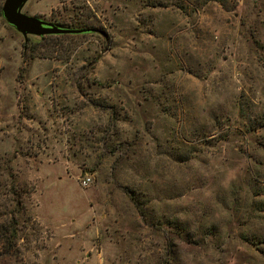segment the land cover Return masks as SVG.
<instances>
[{"label": "rangeland", "instance_id": "rangeland-1", "mask_svg": "<svg viewBox=\"0 0 264 264\" xmlns=\"http://www.w3.org/2000/svg\"><path fill=\"white\" fill-rule=\"evenodd\" d=\"M5 1L0 264H264V0Z\"/></svg>", "mask_w": 264, "mask_h": 264}, {"label": "water", "instance_id": "water-1", "mask_svg": "<svg viewBox=\"0 0 264 264\" xmlns=\"http://www.w3.org/2000/svg\"><path fill=\"white\" fill-rule=\"evenodd\" d=\"M29 0H6L3 15L10 26L15 28L26 39L29 36L44 37L50 35H78L87 30L69 29L44 20L24 15L21 11Z\"/></svg>", "mask_w": 264, "mask_h": 264}, {"label": "trees", "instance_id": "trees-1", "mask_svg": "<svg viewBox=\"0 0 264 264\" xmlns=\"http://www.w3.org/2000/svg\"><path fill=\"white\" fill-rule=\"evenodd\" d=\"M35 38L37 40H43L45 37ZM17 202L20 205L21 199L18 198ZM12 220L13 222L10 225L0 224V249L2 251V256H12L16 254L15 249L17 245L15 241L18 239V223L15 221V218H13Z\"/></svg>", "mask_w": 264, "mask_h": 264}, {"label": "built area", "instance_id": "built-area-1", "mask_svg": "<svg viewBox=\"0 0 264 264\" xmlns=\"http://www.w3.org/2000/svg\"><path fill=\"white\" fill-rule=\"evenodd\" d=\"M90 183H91V178L88 177V178L84 181L83 185H84V186H88V185H90Z\"/></svg>", "mask_w": 264, "mask_h": 264}]
</instances>
